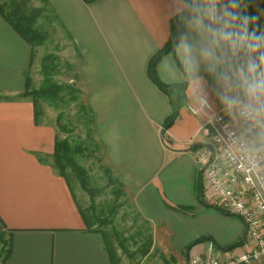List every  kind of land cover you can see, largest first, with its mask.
<instances>
[{"label":"crops","instance_id":"obj_1","mask_svg":"<svg viewBox=\"0 0 264 264\" xmlns=\"http://www.w3.org/2000/svg\"><path fill=\"white\" fill-rule=\"evenodd\" d=\"M47 1L79 54L78 86L93 111V135L132 205L151 224L157 246L180 258L190 243L212 239L195 243L186 260L246 249L244 223L199 200L194 151L209 142L208 122L224 100L264 108V6L260 44L241 32L239 21L245 7L262 0H198L202 14L185 23L174 53L156 66L163 83H185L186 100L164 133L166 144L162 126L172 106L147 68L167 42L183 0ZM34 49L0 15V218L10 241L2 264H111L68 177L53 167V126L37 125L32 102L20 97L35 66ZM222 63L235 66L231 74L242 94L227 77L215 86L208 81ZM226 83L224 95L218 88ZM198 96L211 108L191 114L187 105Z\"/></svg>","mask_w":264,"mask_h":264},{"label":"trees","instance_id":"obj_2","mask_svg":"<svg viewBox=\"0 0 264 264\" xmlns=\"http://www.w3.org/2000/svg\"><path fill=\"white\" fill-rule=\"evenodd\" d=\"M41 3L39 8H30L28 6L29 0H0V15L3 19L23 38L31 47L41 46L46 37L47 32L37 25V19L43 12L48 13L45 15V19L49 23H57L58 26L63 30L67 40L72 45L73 49L76 52V48L73 45L70 34L65 30L62 22L59 20L57 14L49 4L47 0H37ZM94 0H85V2H91ZM185 7L173 15L170 19V33L167 42L164 46L157 51V53L150 59L147 73L150 80L161 90L169 99L172 111L171 114L165 119L162 126V136L163 141L166 144L164 139L165 131L173 124L179 114L180 108L185 103V83H163L156 74V66L163 56L166 54H173L174 49L184 33L185 23L191 20L194 17L200 16L202 14L199 1L198 0H183ZM240 30L248 36V38L254 44H260L262 42V28H261V19H256L254 22L248 23L244 20L243 15L240 16ZM79 58V54L76 52V59ZM58 57L54 53H45L39 62V71L41 74V83L39 86L34 87L32 85V80L30 76L26 77L25 88L21 93L20 97L28 98L33 104L34 110V120L38 125L40 124V118L43 115L42 104L52 107L57 111L56 125L63 131L68 133L70 129L65 125L60 123V119L63 116V106H67L69 103H74L76 105V118L79 120L80 126L84 131V138L77 142H71L68 138H58L55 136L53 152L51 158L53 160V167L56 168L59 173L67 177L65 171L69 170L73 172L83 190L87 191L90 196V190L88 188L89 177L86 173L84 167H82L77 162V157L86 156V152L94 153L104 152L105 146L102 142H99L95 139L92 130L93 124V111L91 108L81 99L82 92L78 86L79 74L76 68V64L72 65L71 69L74 71L73 75L69 78V83H61L55 80L57 75L58 67ZM235 66L232 63H222L215 71L207 74L208 81L215 86V83L220 79L227 77L230 80L231 86L234 87L239 94H242L244 90L242 84L235 78H233L231 71ZM217 89L215 88V91ZM195 146H198L197 144ZM119 187L122 188L120 182ZM119 194L125 197H128L124 191ZM199 200L207 206H211L203 200L202 187L200 185L198 190ZM135 210V219H140L142 224L149 225L150 223L143 218V216ZM212 207V206H211ZM176 210L190 212L192 208L190 207H174ZM83 214V213H82ZM114 214V212H113ZM85 215V213H84ZM88 217L85 215V219ZM97 225L99 227L105 225L101 219L97 220ZM101 234L103 244L108 252L109 260L111 264H119V260L114 248L110 245L107 238V234L100 228H95ZM149 227L142 230L138 228L132 239L140 241L138 243V249L142 255H145L150 251L153 246L152 236L149 234ZM146 233V234H145ZM112 235L117 243V245L123 249V252L126 251V241L120 236V234L112 228ZM203 240H211V238H200L195 242L190 243L184 249L183 255L187 258L190 248L195 244ZM243 241H239L227 248L225 250H232L237 246H241ZM10 253V241H9V230L2 222L0 218V264L4 263Z\"/></svg>","mask_w":264,"mask_h":264},{"label":"built area","instance_id":"obj_3","mask_svg":"<svg viewBox=\"0 0 264 264\" xmlns=\"http://www.w3.org/2000/svg\"><path fill=\"white\" fill-rule=\"evenodd\" d=\"M198 96L191 114L210 109ZM210 140L195 149L203 200L245 225L246 249L231 256H193L190 264H264V108L239 102L214 112Z\"/></svg>","mask_w":264,"mask_h":264},{"label":"rangeland","instance_id":"obj_4","mask_svg":"<svg viewBox=\"0 0 264 264\" xmlns=\"http://www.w3.org/2000/svg\"><path fill=\"white\" fill-rule=\"evenodd\" d=\"M28 6L30 8H39L41 3L37 0H29ZM264 6V0L253 3L245 7L243 17H256L260 19V9ZM48 13L43 12L37 19V25L47 32V37L41 46L34 47L33 59L35 66L32 68L30 77L32 85L37 87L41 83V74L39 71V62L45 53H54L58 57L57 75L55 80L61 83H69V78L73 75L72 65L77 63L76 54L72 45L67 40L63 30L55 23H49L45 19ZM240 14V13H239ZM251 23L252 22H248ZM219 91L229 93L230 87L226 83L225 87L218 88ZM81 99L84 100L83 96ZM223 105H236L237 101L233 99H226L222 102ZM43 115L40 118V124H50L55 130V136L58 138H68L71 142H77L80 138H84L83 128L76 118V105L69 103L63 106V116L60 123L70 129L68 133L61 131L56 125L57 111L52 107L42 104ZM86 156L77 157V162L86 170L89 177L88 188L90 194L83 190L76 175L66 170L69 183L75 193L78 203L81 205L85 215L91 220V225L94 228H100L107 234L110 245L114 248L119 264H190L189 259L186 260L184 256L176 258L171 254L163 251L155 243L153 230L151 224H142L140 219H135V210L132 207L129 197L119 194V191H124L119 187L115 174L105 157V151L88 153ZM51 157V156H50ZM51 161L53 162L52 158ZM114 212V214H113ZM101 219L105 225L99 227L97 220ZM149 227V234L152 236L153 246L148 253L142 255L138 249L139 240L132 239L135 231L138 228ZM112 228L116 230L122 238L126 241V251L123 252L113 235ZM146 234V233H145Z\"/></svg>","mask_w":264,"mask_h":264},{"label":"clouds","instance_id":"obj_5","mask_svg":"<svg viewBox=\"0 0 264 264\" xmlns=\"http://www.w3.org/2000/svg\"><path fill=\"white\" fill-rule=\"evenodd\" d=\"M244 20L246 22H254L256 20V17H248V16H245L244 17Z\"/></svg>","mask_w":264,"mask_h":264}]
</instances>
